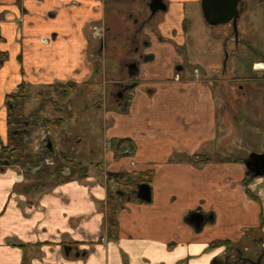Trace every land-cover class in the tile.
<instances>
[{
	"label": "crops",
	"instance_id": "0c3cea01",
	"mask_svg": "<svg viewBox=\"0 0 264 264\" xmlns=\"http://www.w3.org/2000/svg\"><path fill=\"white\" fill-rule=\"evenodd\" d=\"M107 1L0 0V49L9 53L0 68V264H231L241 256L264 264V179L254 180L264 176L250 177L245 164L251 152L262 151L249 153L264 130V95L262 105L252 107L254 122L244 120L237 129L225 104V90L229 102L235 89L225 80L236 73L235 66L226 72L231 25L208 22L201 0H168L167 10L150 21L143 4L128 13L121 0ZM250 14L255 18L248 22ZM239 26L240 38L259 29L262 59L254 62L264 74V0H245ZM246 41L252 46L254 36ZM109 55L119 68L100 71V57ZM123 58L139 60L133 77L126 70L123 76ZM122 79L137 83L103 116L99 160L90 163L99 168L38 189L39 165L1 160L11 93L23 88L25 111L29 100L39 99L27 118L47 106L71 129L84 109L96 105L101 87L112 94ZM252 84L255 94L264 93V83ZM244 86L239 89L246 92ZM63 101L76 109L57 108ZM39 126L34 120L25 126L28 153L45 148L50 161L58 143L46 127L39 131L44 146L35 134ZM231 133L239 140L236 148ZM111 140L130 141V155L116 160ZM211 142L217 161L207 149L198 154ZM102 163L130 174L153 171L147 182L152 199L138 198L139 184L111 197ZM196 216L202 220L197 227Z\"/></svg>",
	"mask_w": 264,
	"mask_h": 264
},
{
	"label": "rangeland",
	"instance_id": "374dc122",
	"mask_svg": "<svg viewBox=\"0 0 264 264\" xmlns=\"http://www.w3.org/2000/svg\"><path fill=\"white\" fill-rule=\"evenodd\" d=\"M111 3H113V1L108 0L107 6H109ZM118 3L123 5L124 11L126 10L125 12H128V13L131 12L133 8L143 9L142 2L137 1V0H121ZM254 18L255 16L250 14L245 19L248 22H250V21H254ZM238 28L240 31V26ZM231 31L232 30L229 29L230 38L232 35ZM258 32H259V29L257 28L255 29L254 27H252V29L249 32H247V34L243 33L239 40L240 43L238 44V47H237V42L236 41L234 42V37L229 40L230 46L232 47V53L230 52L231 57L228 61V64L226 63L227 64L226 72L229 73L232 66H235L236 73H233L232 77H230V80L226 78L227 74L225 76V80L230 81L232 84H235V89L231 91L229 102H227L226 90H225V104L228 103V112L231 115L230 116L232 120L231 122H235L236 124H239V126H237L238 127L237 129H240V122L244 120L247 123L254 122V117H253L254 108L252 107H254L255 103L256 104L259 103L262 105V101H263L262 95H264V93L262 94L261 92L260 95L255 94L256 90L254 93V86L252 84L254 82L255 84L264 83V74L262 72H259L253 69L254 64L256 65L255 63L256 60L262 59L260 57V54L262 51L260 47L261 46L260 44L261 35L259 36ZM253 36H254V41H253L254 45L252 44V46L249 47L248 45L249 43L246 40L247 39L249 40ZM228 39H229V36L225 35V40H228ZM253 46H255V48ZM228 51L230 50L227 49V53ZM103 58L104 57H100V71L104 70L105 68L107 70H113L115 68H119L118 62L116 61L113 55H109L105 57L104 59ZM124 58L126 59V57ZM124 58H123V61L125 60ZM120 69H123V72H124L123 76H125L126 75L125 69L122 67V65H120ZM105 76L109 80L108 75L106 74L102 76V79ZM240 83L245 84L244 87H248V90L246 92L244 91V89H239ZM114 89H116V87ZM51 92L49 91V93ZM219 92H222V91H219ZM82 96L84 97H82V99L80 100H83V101H80L79 103L82 106H85L88 102V98L85 95H82ZM221 96H224V94L221 93ZM55 97H57L58 99L57 95ZM250 98H252V100H248ZM96 100H97L96 105L92 103L89 105L87 110L84 109L85 114L84 112L81 113V118L78 120L77 123L73 122L74 126H72L71 129H70L69 122H67L66 117L60 118V115H58L60 113L58 114L51 113L52 111L50 110V107L48 109L45 108L47 106L43 107L44 111L40 109L35 110L34 111L35 114L32 115L33 117L31 116L27 118L26 115L29 116L28 114L32 113V111L35 108H39V104H40L39 99L36 100L32 98L31 100H29L26 106L27 109L26 111H24V116L26 119L34 120L36 124L37 123L41 124L42 127L39 126L35 130V134L38 133L37 139H39L40 141L42 140L43 145L44 143H46L44 142V137L39 131H42V129L47 131L46 129L47 127L51 131V134H53V136L55 137L56 142L58 143V147L57 148L54 147V153L56 154V150L60 152L57 153L56 155L50 154L49 155L51 159L50 161H47L46 159L45 148L44 149L42 148L41 150H39L38 154L34 152L31 155L28 153L29 143L27 144L26 140L23 137L24 135L22 134V138L25 140L26 145H27L28 159H26V163H19V165H24L28 163L32 165H38L39 163H42L39 165H42V167L45 170L42 173L40 172L38 177L41 178L40 180H42L43 181L42 183H44L45 185L47 184V182H51L52 180H54L53 179L54 175L52 173L56 168H60L61 170H63V173L65 171H71V173L68 176L65 175L64 173L65 178L77 177V176L78 177L80 176L82 178L89 171V169L99 168L100 163H97V164L93 163L91 165L90 163L91 161L99 160L98 144L101 140V137H103V126H104L103 116L105 117V115H108L109 113H111V110H116V109H112L115 106L113 104L115 102V97L112 96L107 91L106 87H101V90L97 94ZM57 103H58L57 108L59 109L65 108L67 112H72L74 109H76L75 106L70 105V103L67 104L65 101H63V104H60V102H57ZM221 113L222 112L220 111L219 112L220 116H221ZM47 114L50 115V119L48 120L54 121V125H52L51 127H49L46 124V122L48 121L46 117ZM37 119H41V121H37ZM59 119L62 120L61 123H58ZM259 125L263 129L264 118L261 121V123H259ZM217 128L219 130L218 133H220L221 131L220 127L217 126ZM257 137H258L256 138L257 140L254 139V141H252V149H250L249 153L253 150H257V151L264 150V144L262 143L264 141V130H261V132L257 135ZM76 138L82 139V143H78ZM231 138H233V141H234L231 147H235V148L238 147L239 140L234 133H231ZM215 143L216 142L208 143L210 147H206L205 145L201 150H198V154L204 156L206 149H207L208 153L210 154L212 153V155H209V154L208 155L213 157L214 161H217L219 156L217 155V145ZM44 146H46V144ZM107 146H110L108 150L109 151L111 150L115 153V158L117 160L118 157H121L124 155V152L125 150H127L128 147L132 148L131 146L133 145L130 141L122 142L119 145V142L111 140L110 142H108ZM91 149H92V152L90 151ZM131 150L132 149H130V151ZM125 154L128 155L130 153L128 152ZM84 162L89 165H84ZM101 165L104 169L106 168L105 164L103 165L102 163ZM40 169L41 168H39V170ZM117 169H118L117 167L112 170H107L106 168L105 173L103 172L104 174L103 177L107 176L106 180L108 179L107 181L109 183L110 182L112 183L111 193L116 194V191L119 189H126L130 191L131 188L135 187L138 173L130 174L124 171V168L122 170H117ZM43 176H45V178ZM262 179H264V177H256L254 180L260 181ZM128 184H130V187L128 186ZM259 192L261 196L264 197V189H260Z\"/></svg>",
	"mask_w": 264,
	"mask_h": 264
},
{
	"label": "trees",
	"instance_id": "16d2710c",
	"mask_svg": "<svg viewBox=\"0 0 264 264\" xmlns=\"http://www.w3.org/2000/svg\"><path fill=\"white\" fill-rule=\"evenodd\" d=\"M3 40V36L0 31V41ZM9 59V53L7 51H3L0 49V68L1 66ZM25 92L23 88H19L17 91L11 93L9 95V107H10V115H9V121H10V131L8 135V144L3 147L2 153H1V160L8 161L13 164H19V163H26V159H28L27 155V145L25 140L22 138V134L18 132V129L26 128L25 121L26 118L24 116L25 111ZM62 120L59 119L58 123H61ZM46 124L51 127L54 125V121L48 120ZM125 140H120L119 145L124 142ZM41 162V161H40ZM42 164V163H39ZM38 164V165H39ZM45 169L41 167L40 172L42 173ZM54 175L51 182H47L45 185L44 183H38L39 188L38 189H44L49 187L50 185L59 182L61 179H65L63 170L60 168H56L53 173ZM154 175L153 171H146L143 173L137 174V180L136 184L142 183V182H150L152 177ZM45 178V176H43ZM128 182V181H127ZM111 193V197H112Z\"/></svg>",
	"mask_w": 264,
	"mask_h": 264
},
{
	"label": "water",
	"instance_id": "95a60500",
	"mask_svg": "<svg viewBox=\"0 0 264 264\" xmlns=\"http://www.w3.org/2000/svg\"><path fill=\"white\" fill-rule=\"evenodd\" d=\"M212 2L215 3L216 7L219 8V12L223 11L225 9V22H228L233 15L236 13V9L238 7V4L245 3V0H211ZM206 0H202L203 4V12L205 15V18L207 19L208 22L212 24H218V22L215 20H210L209 16L207 14V6H206ZM165 9V8H164ZM158 10V8L152 7L153 13H155ZM244 11V9L242 10ZM240 14L237 15L234 19V31L236 34V41L238 42L239 38V29H238V20ZM135 66H137V63H134ZM50 147H52V144H49ZM245 164L247 167V173L251 177H256V176H264V151L263 152H256L253 151L249 154V156L245 159ZM136 195L138 198L145 200V201H150L152 199V189L151 185L147 182L140 183L136 189ZM197 217V216H196ZM197 223L196 227L201 224V217L196 218ZM242 262H247L248 264H262L261 258L258 260H253L249 257H238L233 263L231 264H240ZM230 264V263H229Z\"/></svg>",
	"mask_w": 264,
	"mask_h": 264
},
{
	"label": "flooded vegetation",
	"instance_id": "af4514ba",
	"mask_svg": "<svg viewBox=\"0 0 264 264\" xmlns=\"http://www.w3.org/2000/svg\"><path fill=\"white\" fill-rule=\"evenodd\" d=\"M137 1H141L142 4L144 5V8L146 9L147 13H148V17H147V21H150L151 18L159 11L162 10H167L168 6H169V1L168 0H137ZM206 6H207V14L209 16L210 20H216L219 23H224L225 22V9L221 12H219V8L216 7L215 3L212 2L211 0H206ZM201 5L203 7L202 4V0H201ZM152 7L154 8H158V10L153 13L152 11ZM165 8V9H164ZM245 9V5L243 3H239L238 7L236 9V13L233 15V17L228 20V23L231 25V38L232 39L234 37V41H236V34L234 31V19L237 15L240 14V17L242 15V10ZM239 17V16H238ZM240 17L238 20V27L240 24ZM145 24V23H144ZM142 23L141 25V29H143V25ZM150 32V31H149ZM109 34V31H108ZM240 40V31H239V38ZM239 40H238V44H239ZM237 42V41H236ZM139 48V47H138ZM134 63H137V66L134 65ZM139 60L138 59H130V60H125L122 62V67L127 71L128 77H133V73H136V71H139ZM256 66H253V69H255ZM262 69H264V67L261 66ZM136 83H131L128 79H122L119 83H118V87L117 90L113 93L112 92V96L115 97V99H122V100H127L130 95H131V90L134 86H136ZM255 83V82H254ZM264 150H262L261 152H263Z\"/></svg>",
	"mask_w": 264,
	"mask_h": 264
},
{
	"label": "built area",
	"instance_id": "2783aa9c",
	"mask_svg": "<svg viewBox=\"0 0 264 264\" xmlns=\"http://www.w3.org/2000/svg\"><path fill=\"white\" fill-rule=\"evenodd\" d=\"M129 148H130V147H128L127 150H125V153L130 152V149H131V148H130V149H129Z\"/></svg>",
	"mask_w": 264,
	"mask_h": 264
}]
</instances>
